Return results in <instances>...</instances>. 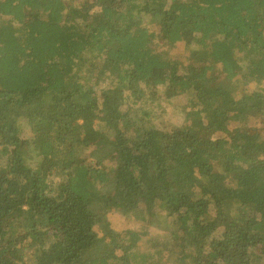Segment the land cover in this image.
<instances>
[{"label":"trees","instance_id":"16d2710c","mask_svg":"<svg viewBox=\"0 0 264 264\" xmlns=\"http://www.w3.org/2000/svg\"><path fill=\"white\" fill-rule=\"evenodd\" d=\"M263 170L264 0H0V264H264Z\"/></svg>","mask_w":264,"mask_h":264},{"label":"rangeland","instance_id":"374dc122","mask_svg":"<svg viewBox=\"0 0 264 264\" xmlns=\"http://www.w3.org/2000/svg\"><path fill=\"white\" fill-rule=\"evenodd\" d=\"M228 90H230L229 93L224 94V98H223V104L225 106L228 105V101L232 99L233 95H235L236 93H239V92H237V88L231 87V84H230V87L228 88ZM241 93H243V92H241ZM24 153H26V155L32 159H39L40 158L39 152L36 151L32 147L26 146V150L24 151ZM263 181H264V170L258 174H254V175L248 177L244 181V183L248 186H252V185H257L258 183H262ZM110 182L111 181L104 184L102 186V189L103 190H110L111 193L113 195H115V199H114V201H112V206H113V211H118V212H109V213H110V215H114V213L123 214L124 215L123 217H125L130 212L129 210H131V207L133 205L125 204L124 201L122 200V197H120V195L118 193V189L114 186V184H111ZM92 208L95 212H98V210H99L98 205H92ZM123 219H120L117 223V225H119V227H121V228L123 227ZM152 229H153L152 230L153 233L159 232V233L165 235L166 241L170 240L168 237V233L170 231L169 221L166 219L165 216H160L159 218H157ZM98 230L101 233H103V230H102L100 225L98 227ZM143 244H145V243H143ZM145 245H146L147 249H152L155 246V242L151 241Z\"/></svg>","mask_w":264,"mask_h":264}]
</instances>
